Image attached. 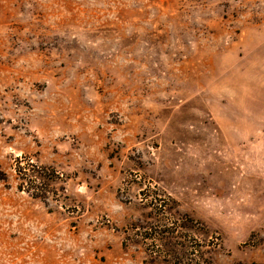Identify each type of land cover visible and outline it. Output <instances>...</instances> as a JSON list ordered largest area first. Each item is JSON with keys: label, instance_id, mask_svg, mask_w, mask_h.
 I'll use <instances>...</instances> for the list:
<instances>
[{"label": "rangeland", "instance_id": "374dc122", "mask_svg": "<svg viewBox=\"0 0 264 264\" xmlns=\"http://www.w3.org/2000/svg\"><path fill=\"white\" fill-rule=\"evenodd\" d=\"M258 107L264 0H0V264H264Z\"/></svg>", "mask_w": 264, "mask_h": 264}, {"label": "trees", "instance_id": "16d2710c", "mask_svg": "<svg viewBox=\"0 0 264 264\" xmlns=\"http://www.w3.org/2000/svg\"><path fill=\"white\" fill-rule=\"evenodd\" d=\"M16 172L19 178L21 179V182L19 185L20 188L21 189L25 188L24 190H26L27 192H30L31 195L35 197H39V193H37L36 191L38 189L37 179L39 178V176H37L36 174H33L27 177L26 170L24 169V167H21V166H19L18 169H16ZM2 178L3 176H0V179Z\"/></svg>", "mask_w": 264, "mask_h": 264}, {"label": "crops", "instance_id": "0c3cea01", "mask_svg": "<svg viewBox=\"0 0 264 264\" xmlns=\"http://www.w3.org/2000/svg\"><path fill=\"white\" fill-rule=\"evenodd\" d=\"M253 112V118L258 122L259 126L264 125V109H261L260 107L255 108Z\"/></svg>", "mask_w": 264, "mask_h": 264}]
</instances>
